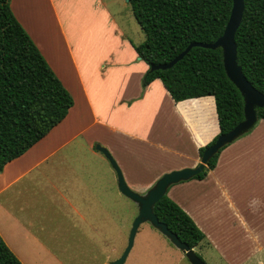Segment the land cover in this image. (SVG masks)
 Returning <instances> with one entry per match:
<instances>
[{"label": "crops", "instance_id": "obj_1", "mask_svg": "<svg viewBox=\"0 0 264 264\" xmlns=\"http://www.w3.org/2000/svg\"><path fill=\"white\" fill-rule=\"evenodd\" d=\"M9 3L16 19L73 98L66 116L0 171V236L9 248L7 238L15 245L23 231L32 242L44 246L42 238L25 227L29 219L23 190L45 165H54L53 158L58 155L65 160L66 171L71 168L72 175L61 185L52 182L47 191L48 199L56 203L55 212H61L72 228H77L85 216L98 214L102 208L111 211L110 202L97 191L99 183H94L92 174L86 171L87 162L84 167L83 160L69 153L78 150V145L93 154L98 151L95 143L106 147L127 185L140 192H145L164 172L198 162L199 148L219 133L214 97L176 102L158 78L142 87L148 65L137 55L105 0ZM96 131L103 135H96ZM148 146L153 147L156 156L148 153ZM154 157L158 160H150ZM143 168L152 173L150 179L140 178L138 172ZM45 186L49 187L48 182ZM106 189L114 187L104 186ZM166 193L204 233V241L193 250L215 248L228 264H237L240 258L229 255L227 248L248 247L253 248L254 258L261 263L264 119H257L252 127L227 143L204 178L181 180L171 184ZM10 203L14 211L9 209ZM170 247L167 249L177 261H183L184 253L176 246ZM10 250L23 264H30L25 253L14 247ZM126 259L128 254L123 264Z\"/></svg>", "mask_w": 264, "mask_h": 264}, {"label": "trees", "instance_id": "obj_2", "mask_svg": "<svg viewBox=\"0 0 264 264\" xmlns=\"http://www.w3.org/2000/svg\"><path fill=\"white\" fill-rule=\"evenodd\" d=\"M128 4L145 34L143 41L131 42L148 65L142 87L158 78L176 102L212 95L218 134L241 121L243 97L225 73L220 47L193 45L172 66L151 69L169 62L191 42H213L224 30L232 0H129ZM234 39L243 74L264 94V0H244ZM72 104V95L16 19L9 0H0V171L57 125ZM255 110L257 119H264V108ZM218 134L199 148V155ZM224 147L208 159L206 170L192 178H204ZM153 211L189 248L204 240L203 231L166 193ZM0 264H23L1 236Z\"/></svg>", "mask_w": 264, "mask_h": 264}, {"label": "rangeland", "instance_id": "obj_3", "mask_svg": "<svg viewBox=\"0 0 264 264\" xmlns=\"http://www.w3.org/2000/svg\"><path fill=\"white\" fill-rule=\"evenodd\" d=\"M105 1L115 12L118 23L121 24L131 41L133 43L143 41L145 34L136 22L130 5L124 0ZM117 10L120 12L117 13ZM95 134L103 135L101 131H96ZM77 142H82L80 137ZM78 146V150L69 153L74 155L75 159L83 160L84 167L87 162L86 171L92 174L94 183H99L100 189L97 191H100L102 196L110 202L111 211L108 208H102L98 210V214L85 216V220L80 221L82 224L77 228H72L73 224L65 220L64 216H61V212H55L56 203L48 199L50 193L47 194V191L50 190L53 183L61 185L72 173L70 167L66 171V164L63 163L65 160L58 158L59 155L54 157L53 160L56 163L50 166L49 163L45 165L41 170L42 173L34 179L35 181H32L23 190L26 194L27 205L25 208L28 210L27 219H29V224L25 220V227L42 238L44 246L32 242L30 236H25V231L18 235L15 245H12L7 238L10 248L14 247L17 252L25 253L29 257L30 264H112L111 262L120 256L126 246L131 221L137 214L138 205L119 192L117 183H115V171L103 153L95 151L96 153L93 154L86 151L81 145ZM148 153L156 156L157 152L153 147L148 146ZM64 154L62 152L63 156H65ZM150 160L157 161L158 158L154 157ZM131 161L134 162L135 159L131 158ZM88 173L85 174L88 175ZM138 174L143 180L152 177V173L147 172L144 168ZM47 182L49 187L45 186ZM143 183L146 182L143 181ZM111 185L114 189L103 190L104 186ZM20 186L19 184L18 187L20 188ZM23 202L25 200L21 201V206H24ZM8 207L14 211L11 203L8 204ZM2 220L3 218L0 217L1 225L3 224ZM161 242L163 243L160 244ZM170 242L149 222H143L138 227L134 244L128 253L125 264H191L187 257H184L181 262L177 261L176 255L167 249L174 246ZM227 249L229 255H237L240 258L237 264H264V248L260 251L261 263L257 262V257L254 258L253 248ZM194 251L207 264H228L221 257L220 251L215 248L207 250L206 254L198 247Z\"/></svg>", "mask_w": 264, "mask_h": 264}, {"label": "water", "instance_id": "obj_4", "mask_svg": "<svg viewBox=\"0 0 264 264\" xmlns=\"http://www.w3.org/2000/svg\"><path fill=\"white\" fill-rule=\"evenodd\" d=\"M128 3L129 0H124ZM244 9V0H232L230 14L224 30L213 42L201 43L191 42L184 50L173 57L167 63L151 65V69L167 68L172 66L179 60L193 45H200L208 48L222 49L223 67L228 78L235 84L243 97V119L239 121L233 128L225 133H220L215 140L207 146L199 156L198 162L194 166L173 169L161 174L144 193H139L131 189L125 182L122 172L106 147L95 143L94 147L108 159L116 174V183L119 192L138 205V211L133 220L127 236V243L118 258L113 260L112 264H123L130 248L132 247L134 236L139 225L143 222H149L162 235L167 237L171 243L181 250L191 264H205L198 257L193 248L179 240L176 233L170 231L164 222L158 220L153 211V205L166 193L167 188L176 182L192 178L194 175L206 170L208 159L216 153L222 146L230 143L243 132L247 131L257 120L256 107L264 108V94L257 90L246 78L241 70V66L237 62V49L234 35L238 28Z\"/></svg>", "mask_w": 264, "mask_h": 264}]
</instances>
